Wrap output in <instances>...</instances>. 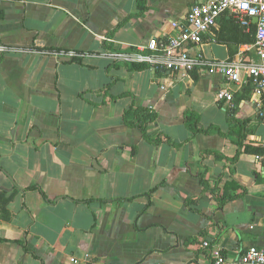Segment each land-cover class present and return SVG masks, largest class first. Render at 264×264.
Here are the masks:
<instances>
[{"label":"crops","instance_id":"1","mask_svg":"<svg viewBox=\"0 0 264 264\" xmlns=\"http://www.w3.org/2000/svg\"><path fill=\"white\" fill-rule=\"evenodd\" d=\"M196 1L145 0L136 15L137 0H0V264H213V252L264 247V151L226 159L240 150L233 118L247 120L244 143L264 146L252 86L106 57L168 38ZM255 23L224 13L189 52L254 57ZM69 50L81 60L59 55ZM130 106L157 113V142L124 123ZM188 111L207 133L189 131ZM202 173L238 196L220 206Z\"/></svg>","mask_w":264,"mask_h":264},{"label":"built area","instance_id":"2","mask_svg":"<svg viewBox=\"0 0 264 264\" xmlns=\"http://www.w3.org/2000/svg\"><path fill=\"white\" fill-rule=\"evenodd\" d=\"M230 13L235 21L249 31L251 20L255 19L254 48L255 56L247 57L241 50L229 59H212L201 53L191 54V46H199L205 34L217 25L220 16ZM172 34L166 39H150L147 44L136 46H114L106 50L110 62L145 65L163 68L173 74H187L195 69H204L210 74H219L227 82L241 87L252 86L253 94L261 104L264 102V0H199L187 11L182 20L171 22ZM107 42L110 38L101 37ZM7 48L0 44V54ZM59 53V52H58ZM61 56L80 57L77 52L63 51ZM216 99L234 106L231 87L223 86L216 90ZM207 246L208 242H202ZM213 264H264V247L250 246L237 260L213 252ZM76 262L75 259H72Z\"/></svg>","mask_w":264,"mask_h":264},{"label":"trees","instance_id":"3","mask_svg":"<svg viewBox=\"0 0 264 264\" xmlns=\"http://www.w3.org/2000/svg\"><path fill=\"white\" fill-rule=\"evenodd\" d=\"M137 8L138 13L136 15H141L146 10V3L145 0H137ZM49 51H59L58 49L52 48H44ZM74 61H80V58H72ZM145 68V65H137L131 67V69H142ZM236 101H234V104ZM234 107V106H233ZM230 107L229 105L226 107V111L228 115L232 116L234 108ZM157 117V113L149 107H139V106H130L128 109L125 110L123 114V121L126 125L138 128L142 135L145 136L151 142H157V138L151 137L148 135L147 126L148 124L155 122ZM256 118L258 121L264 119V105L257 111ZM184 121L189 129V131L195 135L197 133H207L209 128H202L199 124V117L192 111H188L184 114ZM233 126L235 132L239 135V143H238V152L230 158H226L229 162H235L238 159V156L241 152L250 153L254 155H261L264 151V146L262 145H248L244 143V135L243 129H245L247 120H238L233 118ZM219 157H224L222 154H217ZM200 182L203 185L204 189L211 191L214 194V197L218 200L220 206H222L227 200L233 199L238 195H231L229 193V188L236 187L233 181L225 182L223 186V190L219 191L217 184L211 185L209 181L205 178L204 174H200Z\"/></svg>","mask_w":264,"mask_h":264},{"label":"water","instance_id":"4","mask_svg":"<svg viewBox=\"0 0 264 264\" xmlns=\"http://www.w3.org/2000/svg\"><path fill=\"white\" fill-rule=\"evenodd\" d=\"M63 59H64V60H67V59H69V58H64V57H63Z\"/></svg>","mask_w":264,"mask_h":264}]
</instances>
